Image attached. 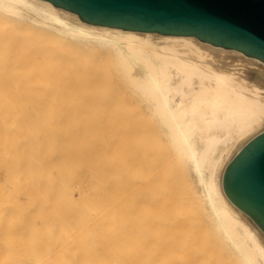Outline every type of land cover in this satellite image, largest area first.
<instances>
[{
    "label": "bare ground",
    "instance_id": "6f19581e",
    "mask_svg": "<svg viewBox=\"0 0 264 264\" xmlns=\"http://www.w3.org/2000/svg\"><path fill=\"white\" fill-rule=\"evenodd\" d=\"M0 25V264H196L169 253L197 213L236 263L264 264V231L223 188L264 132V62L47 0H0ZM101 59L131 108L96 86Z\"/></svg>",
    "mask_w": 264,
    "mask_h": 264
},
{
    "label": "water",
    "instance_id": "95a60500",
    "mask_svg": "<svg viewBox=\"0 0 264 264\" xmlns=\"http://www.w3.org/2000/svg\"><path fill=\"white\" fill-rule=\"evenodd\" d=\"M90 24L196 36L264 62V0H47ZM223 188L264 231V132L228 164Z\"/></svg>",
    "mask_w": 264,
    "mask_h": 264
},
{
    "label": "rangeland",
    "instance_id": "374dc122",
    "mask_svg": "<svg viewBox=\"0 0 264 264\" xmlns=\"http://www.w3.org/2000/svg\"><path fill=\"white\" fill-rule=\"evenodd\" d=\"M2 29V27H1V25H0V30ZM99 62H98V65H99V63H100V69H99V71H100V74H98V72L96 73V75H101L100 77L99 76H97V77H95V84H96V86H98V89L100 88V87H104L105 89H107V90H105L104 92H106L105 94L106 95H112L113 97H114V102H116V100H117V103L118 102H120V103H118V104H120L121 105V107H123L124 106V104H121V102L122 103H126L125 104V106L127 105V107L128 108H131L132 107V105L130 104L131 102H133V100L131 101V100H129L128 99V97H130L129 96V92H128V86H127V84H125L121 79H119L118 77H120L121 75L120 74H117L116 73V70L114 69L113 70V66L112 65H110L109 63H107L104 59H101V60H98ZM104 64L105 65H107L108 67V69L107 68H105L106 69V72H105V69H103L104 70V72L103 71H101L102 69V67H104ZM99 67V66H98ZM97 69V70H98ZM110 70H113V71H110ZM108 71H110V75H108ZM102 72V73H101ZM117 74V75H116ZM96 75H94V76H96ZM118 75H120V76H118ZM104 76V77H103ZM106 76V77H105ZM99 77V78H98ZM104 80H103V79ZM118 78V79H117ZM98 80V81H97ZM102 81H104V82H102ZM111 83H110V82ZM120 81V82H119ZM122 82V83H121ZM95 84H94V86H95ZM109 86V87H108ZM112 87V88H111ZM111 88V89H110ZM114 88V89H113ZM101 90L103 89V88H100ZM104 90V89H103ZM101 92V91H100ZM129 93V94H128ZM115 97H117V98H115ZM116 99V100H115ZM127 102H130V103H127ZM134 103V102H133ZM132 103V104H133ZM128 104H129V106L131 105V107H129L128 106ZM134 106V105H133ZM125 108L126 110H128V108ZM124 108V107H123ZM87 174V173H86ZM196 213V212H195ZM201 213H197V216L198 217H196V215L195 214H193L191 217H193L194 215V219L193 218H191L190 217V222H191V224H190V222H189V225L186 227V229L182 232V233H180L181 235H186V236H184L186 239H188L189 237H188V235H189V230H193V232L191 233V234H193V236L190 234V240H191V238L192 237H195V239L194 238H192V240L190 241V243L193 241V239H194V244L192 243V245L190 244V245H188L189 243H184L185 242V238L184 237H181L180 239H179V237H177L180 241H183V243L185 244V246H186V249H184V248H182V247H180L181 249H182V251H178L177 252V250H175L176 248V246L174 245V243H171L170 244V242H167L166 243V246H169L170 247V250H175L176 251V253H174V251L172 252H170L169 251V249H166V253L167 252H170L169 254H171V257L172 256H175L174 258H176V259H178V261H176V262H179V260H181V262L183 261L182 259H184L183 257H185V260H187V261H189V259H191L192 261H194V257L196 258L197 256H200L199 257V259L197 260V261H194L196 264H212L213 262L214 263H216V264H218V262H219V264H239V263H236L238 260H236V258L234 259L233 257L234 256H231L230 257V253H229V251L223 246H221V243H219V241L217 240V237L215 236V234H213V230L212 231H210L209 230V226H207V224H204L205 222H206V218L205 217H202V218H205L206 220H203V221H205L204 223H202L203 221H202V219H201V215H200ZM202 216H204L203 214H202ZM192 220H196V223L197 224H195V225H197V229H195L196 228V226L195 227H191L192 225H193V223H194V221H193V223H192ZM200 221V222H199ZM202 224V225H199V226H201V227H198V224ZM136 223H134L133 225H132V227L134 226V228H136V225H135ZM191 225V226H190ZM207 226V227H206ZM189 228V229H188ZM192 228V229H191ZM194 228V229H193ZM208 228V229H207ZM196 230V231H195ZM209 230V231H208ZM134 231V234H133V241H134V235H136V233H135V229L133 230ZM185 231H187L186 233H185ZM173 236V237H172ZM171 236V234H168V238H170L171 240H173V238H174V235H172ZM188 237V238H187ZM177 238H175V240L177 239ZM182 238H184V239H182ZM178 239L176 240V242H178ZM188 239V240H189ZM187 240V241H188ZM180 241H179V243H180ZM149 242H151V241H149ZM148 242V244H147V246H144L145 248H146V250H149V248H151L152 246H151V243H149ZM132 244H134V242L132 243ZM194 245V246H193ZM133 247H135V245H132ZM172 246H175L174 248H172ZM188 247V248H187ZM172 248V249H171ZM179 247H177V249L179 250L180 249ZM223 248H225V249H223ZM180 249V250H181ZM134 250H135V248H134ZM149 252H151V249L149 250ZM164 252V258L166 257V259H169L170 260V258H169V254L167 253H165ZM148 253V252H147ZM185 255V256H184ZM186 255H187V257H186ZM231 255H233V254H231ZM183 256V257H182ZM178 257V258H177ZM179 257H181L180 259H179ZM190 257V258H189ZM211 259H214L213 261H210V258ZM133 258L135 259H132V261H133V263L137 260L134 256H133ZM165 259V260H166ZM139 260V259H138ZM175 260V259H174ZM174 260H172L173 262H171V264H177V263H175L174 262ZM190 260V261H191ZM217 260V261H216ZM140 261V260H139ZM167 261V260H166ZM165 261V262H166ZM189 261V262H190ZM136 263V262H135ZM167 263V262H166ZM190 263H193V262H190ZM213 263V264H214Z\"/></svg>",
    "mask_w": 264,
    "mask_h": 264
}]
</instances>
